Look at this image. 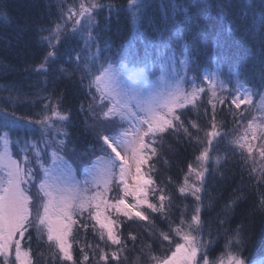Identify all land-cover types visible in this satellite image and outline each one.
<instances>
[{"label": "snow or ice", "instance_id": "1", "mask_svg": "<svg viewBox=\"0 0 264 264\" xmlns=\"http://www.w3.org/2000/svg\"><path fill=\"white\" fill-rule=\"evenodd\" d=\"M17 7L0 3V76L18 77L0 84V264H250L257 219L264 253V0H171L161 22L149 0ZM25 36L39 62L5 63Z\"/></svg>", "mask_w": 264, "mask_h": 264}, {"label": "trees", "instance_id": "2", "mask_svg": "<svg viewBox=\"0 0 264 264\" xmlns=\"http://www.w3.org/2000/svg\"><path fill=\"white\" fill-rule=\"evenodd\" d=\"M151 4V8L149 9L150 14H152L155 19L158 22L162 21L163 14L161 13L160 6L167 5L171 2V0H149ZM190 2V0H175V3L178 5L177 7V12L181 13L182 16V11L179 5H183ZM0 3H3V5L6 7L7 11L9 12L10 16L12 17H18L20 15V11L17 7L18 0H0ZM104 3H113L115 5L123 6L124 8L127 7V0H104ZM103 15H107V9L103 13ZM208 15L212 18L213 22L216 23H222L218 16L209 8ZM181 18V17H178ZM103 23V21H102ZM16 25L15 23L11 25H4L0 23V34H6L9 37H14L15 36V29ZM143 30V29H142ZM131 34V24L130 20L127 18V13L126 12H121L119 17L113 16L110 29L108 31V36L111 38V42L115 44H120L122 43L125 39L129 37ZM139 43V42H138ZM3 46L0 45V48ZM197 47H198V52L199 56L201 59L205 58L208 55L207 49L199 44L197 42ZM243 47H250V45H243ZM20 56L18 57L15 54V50L6 56H4L5 63H11L13 66H19L23 68V64L19 63L21 60H27L29 62H36L38 63L42 53H40L37 49V47L31 42L30 38L28 36L24 37V40L20 44ZM4 55L3 53H0V56ZM18 77L16 76L15 73H9L7 76H0V84H5L8 83L9 81L13 79H17ZM32 79H39L37 76H33ZM2 95H6L7 93H0ZM40 109V105L37 104L35 107L32 108H22L18 110L19 113H23L24 115H34L36 112H38ZM73 137L80 139V132L78 128L72 129ZM81 145L84 143L82 139H80ZM178 169H173L172 174L176 175ZM260 233V222L259 219H257L256 222V227L255 230L252 234V239L248 243L247 250L244 252V256L249 260V261H256L258 259H263L264 258V253L261 252L259 245L257 243V239ZM91 238V237H89ZM78 253V250H77ZM217 255L219 254V250L216 253Z\"/></svg>", "mask_w": 264, "mask_h": 264}, {"label": "rangeland", "instance_id": "3", "mask_svg": "<svg viewBox=\"0 0 264 264\" xmlns=\"http://www.w3.org/2000/svg\"><path fill=\"white\" fill-rule=\"evenodd\" d=\"M251 262H253V261H250V264H251ZM255 262V264H264V258L262 259H258V260H256V261H254Z\"/></svg>", "mask_w": 264, "mask_h": 264}]
</instances>
